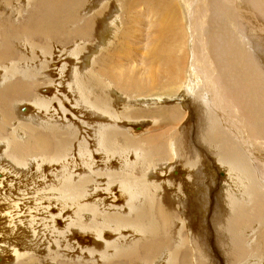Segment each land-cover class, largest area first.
<instances>
[{"label":"bare ground","instance_id":"obj_1","mask_svg":"<svg viewBox=\"0 0 264 264\" xmlns=\"http://www.w3.org/2000/svg\"><path fill=\"white\" fill-rule=\"evenodd\" d=\"M238 7L0 0V264H264V71Z\"/></svg>","mask_w":264,"mask_h":264},{"label":"rangeland","instance_id":"obj_2","mask_svg":"<svg viewBox=\"0 0 264 264\" xmlns=\"http://www.w3.org/2000/svg\"><path fill=\"white\" fill-rule=\"evenodd\" d=\"M238 3H239L238 9L241 10V11L239 13H236V10H234L233 14H235L236 17L238 15V17L240 18V20H241L240 23L242 22V26L244 27L242 35H244L245 40L248 42L247 45H248L249 48L248 47L247 48L251 50V53L253 55V58H254L255 62H257L261 66L262 70L264 71V37L260 36L257 33V31H256V23L254 21V17L251 14L247 13V12L253 11L251 9L250 0H238ZM255 13L258 15L257 18H259V16H261L260 12L257 9H255ZM26 14H27V12L24 13L25 16H26ZM262 20H260V23L264 24V22ZM143 26H145V24ZM245 30H246L247 33L245 32ZM16 49L18 51V48H16ZM56 73L58 74V69H57ZM59 86L60 85H58V87ZM55 92H57V89L55 90ZM61 94H62L61 92L58 93L59 97L63 96V94L62 95ZM168 106H173V104H169ZM69 116L73 117L74 115L70 114ZM191 116H192L191 114L188 115V117H191ZM73 119H74V117H73ZM82 121H84V120L81 119L78 124L82 125ZM263 146H264V144H263ZM220 194H221V191L218 190V192L216 193V197H217V195H220ZM168 196L169 195L166 194V199H168ZM114 199H117V198L115 197ZM218 204L223 205L221 200L219 201ZM4 221L5 220H2V221H0V223H3ZM2 230L4 231V229H2ZM8 233H9L8 239H9L10 242H15V243H18V244L20 243L18 241V238H20V237L22 238V235L14 232V231H9ZM13 233H14V235H13ZM254 239H256L255 236H254L253 240ZM253 240L250 239V240H248V242L253 244Z\"/></svg>","mask_w":264,"mask_h":264}]
</instances>
